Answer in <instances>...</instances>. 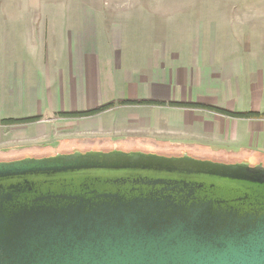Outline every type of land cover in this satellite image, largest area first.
Listing matches in <instances>:
<instances>
[{
	"label": "water",
	"instance_id": "95a60500",
	"mask_svg": "<svg viewBox=\"0 0 264 264\" xmlns=\"http://www.w3.org/2000/svg\"><path fill=\"white\" fill-rule=\"evenodd\" d=\"M0 264H264V165L118 148L0 160Z\"/></svg>",
	"mask_w": 264,
	"mask_h": 264
},
{
	"label": "crops",
	"instance_id": "0c3cea01",
	"mask_svg": "<svg viewBox=\"0 0 264 264\" xmlns=\"http://www.w3.org/2000/svg\"><path fill=\"white\" fill-rule=\"evenodd\" d=\"M19 18L9 30L0 25V158L26 151L49 155L54 143H68L74 133L114 135L121 131L115 122L128 121L130 131H154L172 143L168 154L264 164V73L254 62L218 61L216 45L206 39L198 47L193 37L188 55L177 37L171 45L163 42L134 54L130 42L120 39L119 47L113 37L87 36L84 24L60 25L54 36L52 26H37L34 16ZM111 102L93 115L62 114ZM117 106L128 110L126 115L117 116ZM224 109L255 114L230 115ZM35 116L40 119L4 122ZM52 135L57 139L46 143Z\"/></svg>",
	"mask_w": 264,
	"mask_h": 264
},
{
	"label": "rangeland",
	"instance_id": "374dc122",
	"mask_svg": "<svg viewBox=\"0 0 264 264\" xmlns=\"http://www.w3.org/2000/svg\"><path fill=\"white\" fill-rule=\"evenodd\" d=\"M21 16L24 19L34 16L37 26H52L54 36L60 25L67 24L71 29L84 24L87 36L113 37L114 45L119 47H122L120 39L124 45L130 42L134 54H143L146 48L152 49L163 42L171 45L173 37H177L182 54L188 55L192 37L198 41V47L207 39L217 46L218 52L213 56L218 61L242 57L259 65L264 73V0H0V25L6 30L14 24L12 20ZM10 31L13 30L10 28ZM115 111L118 116L125 110L117 106ZM119 122H115V126L121 127L118 134L98 136L95 129L83 131L82 135L74 133L68 143H54L55 149L49 155L114 148L176 155L168 154L174 150L172 143L164 142L154 131L144 133L139 128L130 131L133 126L128 121ZM56 139L57 135H52L45 142ZM38 154L26 151L18 157L0 160L47 156ZM248 160L241 162L255 164L253 159ZM220 161L240 162L236 157Z\"/></svg>",
	"mask_w": 264,
	"mask_h": 264
},
{
	"label": "trees",
	"instance_id": "16d2710c",
	"mask_svg": "<svg viewBox=\"0 0 264 264\" xmlns=\"http://www.w3.org/2000/svg\"><path fill=\"white\" fill-rule=\"evenodd\" d=\"M141 102H143V101H140V100L135 101V103H141ZM154 102H158L159 103V101H156V100ZM173 103L174 104H178V105H182V106L199 105L198 103H189V102H173ZM113 105H114V103L111 102V103H107L105 105L98 106L96 108L89 109V110L62 112V114L66 115V116H76V117L88 116V115H93V114L99 113V112H101L103 110H106L107 108H110ZM208 106H210L213 109H219L218 107L213 106V105L212 106L208 105ZM224 112L227 113V114H230V115H240V116H245V117L255 114V113H252V112H234V111H229V110H226V109H224ZM37 119H40V116L27 117V118H10V119L4 120V122H6V123H17V122L34 121V120H37Z\"/></svg>",
	"mask_w": 264,
	"mask_h": 264
}]
</instances>
